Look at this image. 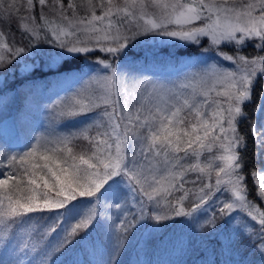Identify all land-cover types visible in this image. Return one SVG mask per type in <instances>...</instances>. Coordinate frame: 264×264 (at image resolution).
Here are the masks:
<instances>
[{
    "label": "snow or ice",
    "instance_id": "obj_1",
    "mask_svg": "<svg viewBox=\"0 0 264 264\" xmlns=\"http://www.w3.org/2000/svg\"><path fill=\"white\" fill-rule=\"evenodd\" d=\"M36 5L40 8L42 22L38 27L35 26L36 16L33 14ZM151 6L145 3V0H125L122 7L114 5L112 0H107V3L105 0H97L96 3L88 0L86 15L73 24L69 14L75 17L80 11V6L72 0H68L67 9L61 0H52L51 6L48 0H35V4L34 0H26V3L21 0H0V14L15 22L18 31L37 43L40 40V29L47 28L52 23L45 13L48 8L68 27H52L50 34L55 39H49L47 42L55 43L73 53L99 50L108 54L106 59H96L109 68V72L94 74L75 92L57 99L49 108L58 120L99 109V117L106 118L111 128V132L97 133L100 137L107 136V140L96 137L90 140L95 146H104V151L94 153L91 157L96 160L95 164L90 163L84 156L74 157L71 155V148L66 149L68 155L65 156V150L58 146L67 144L77 135L88 139L87 127L79 132L58 136L55 141L39 144L38 147H42L45 153L51 155L38 157L44 161L43 164L31 165L33 170L39 169V172L29 171L26 167L23 175L27 176V183L34 186L33 191L41 186L47 191L40 197H31L25 203L20 200L13 201L11 196L0 197V221L10 227L28 214L61 209L77 197H94L112 177L123 173L132 192L120 204H112V207L121 209L123 213L119 223L113 225L114 264L128 240L129 233L146 217V203L158 206L161 200L168 201L171 190L182 189L183 183L186 182L184 173H180V181L176 182L174 169L182 167L183 161L201 149L215 144L225 153L219 157L222 166H217L215 184H207L199 189L198 202L192 205L191 211L186 212L182 203L172 205L168 202L166 206L171 208L176 216L191 217L207 205L216 193H222L227 199L215 201L216 206L209 211L211 218L207 223L213 228L217 225V217L223 220L236 210H241L242 214H246L256 223L242 224L240 216H237L235 224L242 227L244 233L255 243L257 253L264 256V210L255 203L259 201L260 205H264V167L258 171L245 170V159L241 150L245 148L246 141L239 132L240 118L246 115L243 111L244 105L253 96L257 76L264 73V55H241L242 49L234 47L254 41V48L259 53H264V0L241 5L240 10L236 6H227V0L224 5L206 3L205 0H191L188 4L174 0L167 4L157 3L156 6L161 9L160 14L155 18L145 19L148 16L147 9ZM21 13L27 15L21 16ZM29 24L33 27H29ZM125 31H131L132 34L125 35ZM150 33L196 45L206 40L207 47L202 51H214L218 57L233 65L230 67L232 70L209 63L191 66L187 69L189 83L172 87L161 85L157 88L149 87L151 82L145 80L140 84L141 99L130 98L126 86L128 80L118 71L114 58L137 36ZM19 43L11 33H6L0 28V51L3 53L0 54V70H6L13 60L30 49L27 44L18 46ZM228 45L233 46L231 54L218 50ZM191 81H196L202 86L212 82L213 87L219 86L222 91L217 92V99L210 103L211 89L198 92ZM97 85L99 87H95ZM144 93H147V97H144ZM145 100L147 102H144ZM251 131L256 135L260 154H264V147H261L264 145V129L253 127ZM128 137L132 138L131 145L128 144ZM48 143H54L56 146L49 148ZM128 151L133 155L127 156ZM153 154H163L169 163L175 161L172 168L166 166L163 169L165 175L161 179H157L155 175L149 178L144 171L138 170L140 159H146ZM26 158H37V147L21 156V162ZM16 160L15 155L10 157V168ZM18 172L19 169L10 173L6 179H0V189L9 185L10 181L17 183ZM249 176L252 178L251 185H255L254 196L250 195L252 187L249 184ZM163 180H167V187L163 186ZM53 192L54 197L49 199ZM136 193H139V196ZM186 196L185 191L180 200ZM127 208L134 210L133 218L129 220L125 219ZM95 217V210L92 209L78 223L71 226L70 230H66L63 241L43 256L41 264H49L53 253L60 252L71 244L80 235L81 230L85 231L90 227ZM153 217L158 221L170 218L165 214H155ZM55 230L53 228L51 231ZM117 234L122 238H118ZM2 237L4 236H0Z\"/></svg>",
    "mask_w": 264,
    "mask_h": 264
},
{
    "label": "trees",
    "instance_id": "obj_2",
    "mask_svg": "<svg viewBox=\"0 0 264 264\" xmlns=\"http://www.w3.org/2000/svg\"><path fill=\"white\" fill-rule=\"evenodd\" d=\"M162 1L163 4H167L174 0ZM162 1L148 0V4L152 5L149 8H154L156 3ZM185 1L189 0H181V2ZM21 2L26 3V0H21ZM61 2L67 9L68 0H61ZM72 2L80 6V11L75 17L69 14V18H80L86 14L88 0H72ZM92 2L96 3L97 0H92ZM112 3L122 7L125 0H112ZM48 4L51 6L52 0H48ZM97 12L100 13L99 10ZM39 13L40 8L36 5L33 14L36 16L35 26L37 27L42 23ZM45 13L49 21L58 19L57 15L50 12L48 8L45 9ZM24 15L27 13H21V16ZM29 27L33 25L29 24ZM0 28H3L6 33H11L15 40L20 42L18 46L27 44L30 48L13 60L6 70H0V162L9 161L7 159L9 157L5 159L4 156L10 153L13 146L12 140L19 139L21 143L27 142L31 139L35 127L43 120L50 123L60 121L62 126L72 124L73 120L78 119L90 122L91 126H88L86 134L88 139L77 135L67 144L59 146L62 147L61 150H65V156L68 155L66 151L68 148L72 149L71 155L78 158L93 154L104 147L90 143L93 137L100 140L108 139L107 136H97L98 132H111L107 119L99 117V109L58 120L45 106L73 93L80 83L90 78L89 76L109 72L110 69L96 59H106L108 54L93 50L88 53L68 52L62 54L61 57L46 56L43 54L48 47L46 43L49 35L45 33L47 28L40 29L39 43L18 31L16 23L9 21L7 16L2 14H0ZM124 34L131 35L132 32L125 31ZM253 43L254 41L246 42L245 46L246 48L251 47L252 52H256ZM204 47H207L206 40L200 45L180 40H162V43L158 44L157 42L151 43L142 35L132 40L114 59L120 72L126 69L133 72L153 69L158 72L164 69L163 73H170L173 72L172 67L174 66L188 68L200 65L202 58L206 64L218 65V63L225 62L226 64L221 67L232 70L230 67L233 65L230 62L218 57L214 51L203 52ZM227 50L231 49L227 47ZM28 59L33 62L30 67L23 65L24 60ZM262 92H264V79L260 74L253 86L252 98L244 105L243 110L246 115L240 118L239 123L240 135L246 141L245 148L241 150L245 159V170L258 169L264 160V154H260L257 146L256 135L251 131L253 127L263 129L260 125L264 115V96L260 95ZM131 143L132 139L128 137V144L131 145ZM130 154H132L131 151L126 152L127 156ZM16 168L19 169L20 177L27 180V176L23 175V168L19 164ZM202 176L203 173L198 171L188 173L182 189L171 191L168 202L172 205L182 203L186 212L191 211L192 205L198 202L199 189L207 185L201 178ZM248 179L251 185L252 178L249 176ZM126 181L127 177L121 173L112 177L94 197H77L61 209L34 212L18 219L10 227L5 223L2 226L11 231H18L23 229V226L18 228L21 223H25L30 228L35 225L30 230L32 249L28 252L29 264H41L43 256L63 241L65 234H60V225L68 219L66 218L70 215L68 213L74 208L83 206L94 209L96 217L90 227L85 231L81 230L80 235L63 250L53 253L49 264H113L112 247L114 246L115 229L110 227L105 201L111 198L112 191L116 187H123ZM251 187L250 195L254 196L255 185L252 184ZM27 189L30 191L31 188ZM185 191L187 196L181 201L180 198L184 196ZM136 195L139 196V193ZM129 196L130 193H128ZM12 199L16 201L13 196ZM255 203L261 210H264V205H260L259 201ZM212 206L215 208L216 204L213 203ZM146 211V217L129 233L128 240L120 250L114 264H264V256L257 253L255 243L244 233L240 225L235 224L237 216H240L242 224L248 222L255 225L256 223L246 214H242L241 210H236L223 220L217 217V225L213 228L207 223L211 218L209 215L202 219H197L196 213L191 217L176 216L175 212L167 207L166 215L170 218L158 221L153 217L155 212L152 204L146 203ZM133 213L134 210L128 208L125 219H132ZM53 228L56 229L54 232L51 231ZM117 236L122 238L119 234ZM5 238L4 243L7 242ZM96 243H101L100 248H92V244ZM5 248V246L0 247V254ZM11 258L13 259V256Z\"/></svg>",
    "mask_w": 264,
    "mask_h": 264
},
{
    "label": "rangeland",
    "instance_id": "obj_3",
    "mask_svg": "<svg viewBox=\"0 0 264 264\" xmlns=\"http://www.w3.org/2000/svg\"><path fill=\"white\" fill-rule=\"evenodd\" d=\"M146 2L148 3V0H145V3ZM205 2L224 5L225 0H205ZM255 2L256 0H227V6L229 7L236 6L238 7V10H240L241 5H244L246 3H255ZM183 3L185 4L191 3V0L185 1ZM159 4H163V1L159 2ZM156 5L154 8L147 9L148 16H146L145 19L155 18L156 16L160 14L161 9L157 7ZM99 14L100 13L97 12V15ZM85 15L86 14H83L80 18H69V19L72 21L73 24H75L78 20L82 19ZM50 21L52 23H50V25L47 27V30H45V33L47 36L49 35L48 36L49 39L54 40L55 38L51 37L50 29L56 26L67 28L68 25L59 19H56L54 21L50 20ZM113 23H115V21H113ZM99 26L100 25H97V27ZM197 26H200V25H197ZM143 37H145L146 40H150L151 43L157 42L158 44L162 43V40H178L176 38L160 35L157 33L146 34V35H143ZM46 44L48 47H46V50L43 55L51 56V57H61L62 54L70 52L67 49L58 47L55 43L47 42ZM90 47H95V45H90ZM227 47L232 49L233 46L228 45ZM227 47L222 46L218 50L231 54V52L227 50ZM234 47L237 49H242L240 51L241 55H247L249 57L254 56V55H264V53H259L258 51L252 52L251 50L252 48L251 47L246 48L245 44L243 46L234 45ZM0 54H3L2 51H0ZM32 64L33 62L30 59L24 60V63H23V65L26 67H30L32 66ZM200 64H206L204 58L200 60ZM223 64H226V63L221 62V63H218V65L217 64L215 65L218 67H221V65ZM209 65L211 64L209 63ZM172 68H174V70L173 72H170V73H163L165 72L164 69L158 72L153 71V69H151V71H145V72L144 71H134L133 72L127 69L123 70L122 73L124 74L125 79L128 80V84L126 86L128 87V90H129V97L133 99H137V100L141 99L140 93L142 92V89L140 88V84L143 83L145 80L151 82L149 87L156 86L157 88H159V86L161 85H164L166 87H172L176 84L190 82L187 78L188 77L187 69L189 67L183 68V66H181V68H178L174 66ZM222 68H225V67L222 66ZM261 75H262V78L264 79V73H261ZM87 79L89 78H86L85 80ZM83 82L80 83L78 87L73 91L75 92L83 84ZM191 83L193 84V86L196 88L198 92L206 90V89H211L210 96H209L210 103L213 99H217L216 93L222 91V89L219 86L213 87L212 82H209L208 84L203 85V86L196 81H191ZM70 94H67L66 96ZM260 95L264 96V92H262ZM144 97H147V93H144ZM144 102H147V100H145ZM51 104L53 103L47 104L45 106L47 110L49 111H50L49 106ZM136 106L139 107V105H136ZM89 124H90L89 121H82L81 119L73 120L72 124H67L65 126H62L60 121H56L54 123L45 122L44 120L41 121L39 125L35 127V131L33 132L31 139L28 140L27 142L21 143L19 142V139L12 140L13 146L10 149V153L4 156L5 159L9 157L7 158L9 159V161L0 162V170L3 168L0 173V179H6L10 173L17 172L16 167H18V164L19 166L23 168V171L27 167L29 171L39 172V169L33 170L31 168V165L32 164H43L44 161L38 157H42L45 154L51 155V153H45L42 147H38L39 144H43L46 141H55L56 138L61 135H67L68 133H71V132H79L80 129L84 127L88 128ZM260 125L264 129V115H263V119ZM205 143L207 144V141H205ZM60 145H63V144H59L58 146ZM55 146L56 145L54 143L47 144V147L49 148L55 147ZM33 147H37V158H26L24 162H21L20 157L23 156L25 153L31 151ZM59 148H62V147H59ZM102 151H104V147H101L98 151H95L94 153L99 154V152H102ZM145 151H147L146 148H145ZM138 153H139V149H137V158L139 159ZM93 154H90L88 156L86 155L84 156V158L89 159L90 163L95 164L96 160L91 159ZM224 154L225 153L219 150V146L215 144L211 145L210 147H205L201 149L198 153L193 154L192 156L189 157V159L183 161L182 167L174 169L177 175L176 182L180 181V173H184V177L186 179L188 178V173L198 171V172H201V174L203 173V176L201 178L205 181L206 184L214 185L215 179H216V172L218 171L217 166L218 165L222 166V161L219 160V157ZM13 155L17 157V160L15 164L13 165V167L10 168L9 167L10 157ZM132 155L133 153L130 154V156ZM101 159H104V157H101ZM105 162H107V160H105ZM77 163H79L78 159H77ZM174 164H175V161H171V163L166 161L163 154L159 156H156L155 154H153L152 156H148L146 159H140L138 170L144 171L145 174L149 176V178H151L152 175H155L157 179H161L165 175V173L163 172V169L166 166H168L169 168H172ZM261 167H264V160L261 162L259 168L256 170L258 171ZM190 169H194V170H190ZM20 176L21 175L19 174H17L16 176L17 183L13 184L10 181L9 185H6L4 186L3 189H0V197H3V196L12 197L13 196L15 200H20L22 203H25V202H28V200L31 197H34V196L40 197L44 191H47L46 189H43L42 186L38 187L36 191H33L32 189L34 186L28 184L27 180H24ZM224 179L226 180L227 177H224ZM163 186L167 187V180H163ZM28 187L31 188L30 191H27ZM148 190L151 191V189H148ZM131 192H132V189H131V186L128 184V180H127L125 183H123V187H116L112 191L111 198L105 201V210L107 211V215L109 219L115 218L114 220H110V227L112 229H114L113 227L114 223L116 222L119 223V220L121 216L123 215L121 209L112 207V204H120L121 202H123L124 200L128 198V193L131 194ZM53 197H54V194L52 193V195L49 196V199ZM169 198L170 197H168V200ZM217 199L226 200L227 197L223 195L222 193H216L213 199L209 201L207 205L202 207L199 211L195 212L196 218L202 219L208 216L209 211H211L213 208L212 204L213 203L215 204V201ZM212 201L214 202L212 203ZM41 203H42V200H41ZM129 203H131V199H129ZM167 203L168 201L161 200L158 206L152 204L155 214H165L166 215L167 214L166 212ZM157 207H158V211H157ZM90 210L91 209L86 208L84 206L72 209L68 213L70 215L66 217L68 219H66V221L64 220L62 225H60L61 227L60 234L66 235V230H70L71 226H74L76 223L79 222L80 219L84 218L85 215H87ZM127 210L128 208L126 209V211ZM2 225H4V222L0 221V236L6 237L5 242L6 240L7 242L6 243L3 242L4 237L0 238V247L1 246L6 247L3 253L0 254V264H29L30 255L28 254V252L32 248L31 243H30L31 241L30 230L33 229L35 225H32V228H30L25 223H21L19 224L18 228L23 226V229H19L18 231L17 230L11 231V229H7L5 231L4 230L5 226L3 228ZM65 235H63V238L65 237ZM25 245H28L29 247H25ZM100 245L101 243L92 244V248L93 247L100 248ZM113 249H114V246L112 247V251ZM11 256H13V259L11 258Z\"/></svg>",
    "mask_w": 264,
    "mask_h": 264
}]
</instances>
